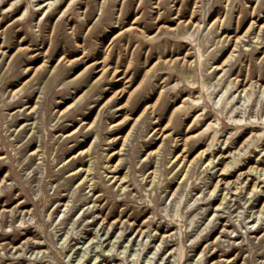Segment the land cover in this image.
I'll use <instances>...</instances> for the list:
<instances>
[{"label": "rangeland", "instance_id": "1", "mask_svg": "<svg viewBox=\"0 0 264 264\" xmlns=\"http://www.w3.org/2000/svg\"><path fill=\"white\" fill-rule=\"evenodd\" d=\"M14 1L0 264H264V0Z\"/></svg>", "mask_w": 264, "mask_h": 264}, {"label": "bare ground", "instance_id": "2", "mask_svg": "<svg viewBox=\"0 0 264 264\" xmlns=\"http://www.w3.org/2000/svg\"><path fill=\"white\" fill-rule=\"evenodd\" d=\"M15 1H16V0H15ZM15 1H14V2H15ZM37 1H38V0H37ZM41 1H48V0H41ZM60 1H62V0H60ZM72 1H74V0H70L69 3L72 2ZM69 3H68V4H69ZM12 4H13V2L10 3L9 6H11V7L14 6V7H13L12 9L10 8L11 10L8 9L6 12H10V11H11V12H14L15 9L18 8V7L21 5V3H19V4H18V3H17V4L15 3L14 5H12ZM47 5H48V8L51 7V6H52V1H51V2H50V1L47 2V4H45L44 7L47 6ZM53 9H54V8H53ZM53 9H51V10L46 14L45 18H47V17L50 15V13H51V11H52ZM64 13H67V12H64ZM16 20H18V18H17ZM127 29H129V27H127L126 30H127ZM98 62H99V61H96L95 63H98ZM154 64H156V62H155ZM154 64H153V65H154ZM153 65H152L150 68H152ZM104 71H105V69H102V72H101V74L99 75V77L97 78V80L101 78V76H102V74H103ZM149 71H150V69H148V70L145 72L144 77L149 73ZM144 77H143V79H144ZM143 79L141 80V82L143 81ZM126 81H129V79H126ZM130 81H133V78H132V80H130ZM166 81H167V78H165V79L162 80L161 82H166ZM141 82L137 85V87L135 88V90L141 88V87L138 88V86L141 84ZM151 85H153V84H151ZM154 85H155V84H154ZM132 92H133V90L128 94L127 100L131 97ZM127 100H126V101H127ZM154 105H155V104H153V105H146V106L143 108V110H142L141 113H143L145 109H149V108H150V109H153V108H154ZM179 106H180V105H179ZM141 113H140V114H141ZM140 114L134 119L133 122H136V121L138 120V118L140 117ZM169 121H170V120H168V122H167L162 128L159 129V132H160V131H163V130H165V129H168V128L171 126V124H169ZM130 130H131V128L128 130V132L126 133V135L123 137V139H122V145L124 144L125 140L127 139L128 135L130 134ZM189 130H190V129H189ZM120 150H121V148H119V150H117L116 153H118ZM204 152H205V150H201L200 153H199V155H202ZM230 166H231V163L225 164V165L223 166V168L221 169V171H222V172H223V171H226ZM252 171H254V170H252ZM257 177H258V179H259V178H260V175H258ZM214 188H215V187H214ZM257 189H258L257 184H254L253 187H252V190H251L250 192H248V193H250V194L252 193V194H253V191H256ZM214 190H215V189H214ZM211 192H212V191H211ZM261 192H262V190H261ZM252 194H251V195H252ZM224 197H225V196H224ZM220 203H221V202H220Z\"/></svg>", "mask_w": 264, "mask_h": 264}]
</instances>
